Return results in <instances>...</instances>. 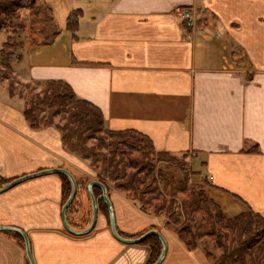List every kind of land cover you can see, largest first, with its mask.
Instances as JSON below:
<instances>
[{
    "label": "crops",
    "instance_id": "obj_1",
    "mask_svg": "<svg viewBox=\"0 0 264 264\" xmlns=\"http://www.w3.org/2000/svg\"><path fill=\"white\" fill-rule=\"evenodd\" d=\"M74 1L73 10L82 11L74 36L64 29L58 46L60 32L48 50L32 51L41 43L27 46L12 67L18 82L66 83L100 111L107 131H134L156 152L186 156L223 211L251 210L264 219V0ZM181 8H194V26L181 23ZM23 108V100L0 90V178L68 163L81 167L60 133L32 129ZM107 196L117 233L156 230L162 236L161 264H212L200 250H187L159 218L117 193ZM62 203L56 174L26 180L0 194V227L26 234L34 264L150 262L148 246L112 237L98 207L92 232H65ZM0 264H26L25 247L2 232Z\"/></svg>",
    "mask_w": 264,
    "mask_h": 264
},
{
    "label": "trees",
    "instance_id": "obj_2",
    "mask_svg": "<svg viewBox=\"0 0 264 264\" xmlns=\"http://www.w3.org/2000/svg\"><path fill=\"white\" fill-rule=\"evenodd\" d=\"M46 1L0 0V35L4 37L0 48V82L10 78L14 62L21 58V51L26 49V24L41 19L44 13L51 15L52 10ZM81 17V10L70 11L65 18V31L74 36ZM43 34L41 32L38 35L41 38ZM52 35L53 38L57 34ZM41 42L47 44L42 39ZM9 95L13 96L10 92ZM23 116L34 130L54 127L60 133L65 151L89 161L92 168L98 169L95 179L105 186L107 193L112 183L115 190L124 193L142 212L155 217L164 216L172 221L174 233L187 250L198 248L203 239L213 238L219 254L214 257L206 252V257L211 258L214 264H264V219L251 210L225 218L219 204L208 194L206 181L202 183L206 187L197 183L188 185L191 175L198 174L182 168L180 162L186 156L156 152L148 138L134 131H107L100 111L78 99L62 81L41 83L39 92L24 102ZM55 118L58 119L56 123ZM105 137L109 140L107 144L104 142ZM91 140L96 141V144L89 146ZM101 150L106 151V155L99 154ZM164 164L175 167L180 177L164 178L160 167ZM65 170L70 172L77 185L76 195L66 211L67 222L73 230L81 231L91 221L92 209L87 186L93 180L87 177L80 179L69 169ZM57 176L62 184L63 206L71 194L72 186L66 176ZM12 181L0 178V188ZM81 191L89 202L90 220L85 228L76 229L71 225L69 215ZM186 192L188 199L179 198ZM92 193L109 226L108 211L102 201L100 188L93 187ZM198 212H202L206 226L197 222ZM146 232L133 237L118 234L122 238L134 239ZM2 233L16 237L25 247L19 234ZM140 244L149 247L151 257L148 264H154L162 250L160 241L151 236ZM26 264H29L27 259Z\"/></svg>",
    "mask_w": 264,
    "mask_h": 264
},
{
    "label": "rangeland",
    "instance_id": "obj_3",
    "mask_svg": "<svg viewBox=\"0 0 264 264\" xmlns=\"http://www.w3.org/2000/svg\"><path fill=\"white\" fill-rule=\"evenodd\" d=\"M46 3H47V6L52 10L51 15L49 13H46V15H45V13H44V15L41 17V19H39V20L34 19L31 21L30 24H26L25 48L27 46H31V45L35 46V45H37V43H41V45H39L38 47L35 46L32 51H36V50L42 51V50L47 49L45 46L50 45L52 43V41H53V39H52L53 35L52 34H54V33H59V32L62 33L60 37H57V35H56L57 39H56V42L54 43V46H58V44H61V42L63 41V38H64V34H65V32H64V22L65 21L64 20H65L66 14L69 11L76 8V4H75L74 0H47ZM26 23H27V21H26ZM41 32H43L44 34L41 35V38H40V36L38 34ZM3 39H4L3 35H0V43L3 41ZM41 39H42V41L47 42V44H43L41 42ZM21 52H24V50ZM17 66H18L17 63L14 62V67L17 68ZM40 86H41V83H33V82L19 83L15 74H14V70H13V74H11V76L8 80H3L0 82V90H2V88L6 87L8 92L12 93L13 96H17L18 98L23 100V102H25L28 97L37 94L39 92ZM57 121H58V119L55 118L54 122L56 123ZM104 142L107 144V143H109V140L105 137ZM94 144H96V141H93V140H91L88 143L89 146L94 145ZM98 153L102 154V155H106V151H104V150H101ZM73 156H75V155H73ZM75 157L80 161L82 166L78 167V166H75L73 164L68 163L67 165H65V167L67 169H69L70 171H72L73 174L76 175V177H79L80 179L87 177L89 179L96 180L95 177H96L98 169L92 168L89 164V161L82 160L77 156H75ZM180 163H181L182 168L186 169V171L193 174V172L190 171V165L188 163L187 157H186V159L181 160ZM97 166H100V164H98ZM160 167H161V169H163L164 178L168 179L169 177H176V178L180 177L179 171L175 167H172L170 165H165V164L160 165ZM190 181L191 182L188 185H190V184L193 185V183H197V184H201V186H205L202 183L204 181H206V179L203 178L202 173H199L198 176H192L191 175ZM108 188H109L108 193H112V192L117 193L122 198L129 201L126 198L124 193L114 189V184H112V183L109 184ZM188 196H189L188 192H186V193L181 194L179 198H187L188 199L189 198ZM129 202L132 203L131 201H129ZM132 204L135 205L139 209L137 204H134V203H132ZM99 211H100V209H99ZM100 212L103 214L102 211H100ZM142 213L149 215V216H152V217H155L149 213L148 214L144 213V212H142ZM223 213L225 215V218H227V217L229 218V217H233V216L237 215L239 212L234 211V210H229V209L225 210L224 209ZM202 215H203L202 212H198L196 214V220L202 226H206V224H207L206 219ZM156 218H159L162 221V228L163 229H165L166 231L171 232L172 234L176 235L174 233V230H173L175 228V226L172 223V221L168 220L164 216H158ZM89 220H90L89 202L85 197V193L83 191H81V193L78 196V201L73 205V207L71 209V212L69 215V221H70L71 225H73L76 229H83L88 225ZM196 249L200 250L204 254V256H206V252H209L210 255L214 256V257H217L219 254V251L216 247V244H215V241L213 238H207V239L201 240V242H199V247ZM196 249H194V250H196ZM206 258L210 263L214 264L213 261L211 260V258H209V257H206Z\"/></svg>",
    "mask_w": 264,
    "mask_h": 264
},
{
    "label": "water",
    "instance_id": "obj_4",
    "mask_svg": "<svg viewBox=\"0 0 264 264\" xmlns=\"http://www.w3.org/2000/svg\"><path fill=\"white\" fill-rule=\"evenodd\" d=\"M49 174H56V175L60 174V175L66 176L68 178V180L70 181L71 186H72L71 194H70L68 200L61 207V211H60L61 224H62V228L64 229L65 232H67L68 234H70L72 236H79L80 237V236H85V235L89 234L90 232H92V230H94L95 225H96V220H97L98 209H97V200L92 193V189H93V187H98V188H100L101 193H102V201H103V203H104V205L108 211L109 229H110V233H111L112 237L120 243L127 244V245H136V244L142 243L148 237L154 236L155 238H157L160 241V243L162 245V250H161L160 256L154 264H161V262L165 256V253H166V243H165L164 239L162 238V236L156 230H150V231L146 232L145 234H143L142 236L134 238V239H126V238H122L121 236H119V234L117 233V230H116L113 208H112L110 201H109V198L107 196L106 188L99 181L93 180L87 186V193H88V196H89V199L91 202L92 215H91V221H90L89 226L86 229L81 230V231L73 230L67 222L66 211H67L69 205L71 204V202L73 201V199L76 195L77 185H76V182H75L73 176L70 174V172H68L65 169L58 168V169L45 170V171L37 172L35 174H31V175H27V176L15 179L12 182H10L7 186L0 188V194L10 190L14 186H16V185H18V184H20L26 180L36 178V177H40V176H44V175H49ZM0 232H13V233L19 234L24 241L26 259H27L29 264H34V262L32 260V256H31V252H30L29 242H28L27 236L24 232H22L20 229L13 228V227H0Z\"/></svg>",
    "mask_w": 264,
    "mask_h": 264
},
{
    "label": "built area",
    "instance_id": "obj_5",
    "mask_svg": "<svg viewBox=\"0 0 264 264\" xmlns=\"http://www.w3.org/2000/svg\"><path fill=\"white\" fill-rule=\"evenodd\" d=\"M176 12L182 24L190 26H194L196 24L197 19L194 8H181L178 9Z\"/></svg>",
    "mask_w": 264,
    "mask_h": 264
}]
</instances>
